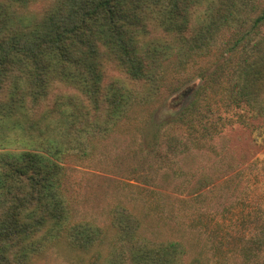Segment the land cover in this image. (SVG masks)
<instances>
[{"label": "trees", "instance_id": "trees-1", "mask_svg": "<svg viewBox=\"0 0 264 264\" xmlns=\"http://www.w3.org/2000/svg\"><path fill=\"white\" fill-rule=\"evenodd\" d=\"M251 10L247 0H0V264L60 245L93 252L90 264H201L184 241L145 235L127 207L109 227L79 219L66 165L195 75L175 122L192 137L220 134V107L264 118V39L240 47L264 26L263 9L239 35ZM215 50L223 61L210 73L199 63ZM109 68L124 79L107 82Z\"/></svg>", "mask_w": 264, "mask_h": 264}, {"label": "rangeland", "instance_id": "rangeland-1", "mask_svg": "<svg viewBox=\"0 0 264 264\" xmlns=\"http://www.w3.org/2000/svg\"><path fill=\"white\" fill-rule=\"evenodd\" d=\"M247 2L252 10L243 14L248 20H242L239 35L248 34L264 9V0ZM261 37L264 26L254 30L252 40L240 41L241 49ZM231 40L229 34L223 43ZM213 55L211 64L204 60L199 67L211 73L220 66L221 52ZM116 78L124 75L109 68L107 82ZM201 83L195 75L157 107L135 110L91 157L68 161V195L79 219L104 227L119 209L129 208L143 220L145 235L184 241L189 262L264 264V118L247 108L220 107L215 118L223 120L220 134L212 140L192 137L175 125L192 101L179 94ZM170 139L179 145L170 146ZM93 255L60 245L28 264H90Z\"/></svg>", "mask_w": 264, "mask_h": 264}, {"label": "water", "instance_id": "water-1", "mask_svg": "<svg viewBox=\"0 0 264 264\" xmlns=\"http://www.w3.org/2000/svg\"><path fill=\"white\" fill-rule=\"evenodd\" d=\"M199 88V87H198ZM198 88H192L190 89L189 87L186 90H183L179 96H181L182 98H190L194 95V93L197 91Z\"/></svg>", "mask_w": 264, "mask_h": 264}]
</instances>
